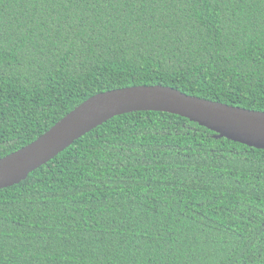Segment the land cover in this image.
<instances>
[{"label":"trees","instance_id":"obj_1","mask_svg":"<svg viewBox=\"0 0 264 264\" xmlns=\"http://www.w3.org/2000/svg\"><path fill=\"white\" fill-rule=\"evenodd\" d=\"M157 84L264 111V0H0V158ZM214 135L109 119L0 189V264H264V149Z\"/></svg>","mask_w":264,"mask_h":264},{"label":"water","instance_id":"obj_2","mask_svg":"<svg viewBox=\"0 0 264 264\" xmlns=\"http://www.w3.org/2000/svg\"><path fill=\"white\" fill-rule=\"evenodd\" d=\"M137 111L179 115L215 132V138L264 149V111L190 95L160 84L116 88L93 95L42 136L0 158V189L25 180L32 171L109 119Z\"/></svg>","mask_w":264,"mask_h":264}]
</instances>
